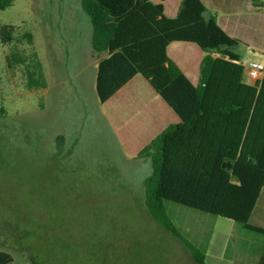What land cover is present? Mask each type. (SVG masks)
<instances>
[{"label": "rangeland", "instance_id": "374dc122", "mask_svg": "<svg viewBox=\"0 0 264 264\" xmlns=\"http://www.w3.org/2000/svg\"><path fill=\"white\" fill-rule=\"evenodd\" d=\"M5 25L15 27V41L0 39V251L14 264H196L145 204L153 167L142 150L154 138L140 130L139 105L162 99L137 75L100 103L99 55L80 0H13L0 10ZM11 52L37 53L46 88H27L24 67L7 64ZM166 206L207 264H256L264 236L228 219ZM256 219H264V196ZM225 236L236 240V252L231 241L222 254Z\"/></svg>", "mask_w": 264, "mask_h": 264}, {"label": "trees", "instance_id": "16d2710c", "mask_svg": "<svg viewBox=\"0 0 264 264\" xmlns=\"http://www.w3.org/2000/svg\"><path fill=\"white\" fill-rule=\"evenodd\" d=\"M80 0L92 25V50L106 53L97 65L96 93L105 104L137 75L176 114L142 155L153 172L145 181V204L153 219L180 240L196 264L206 254L179 233L168 217L166 203L234 221L264 236L251 223L264 189V77L253 86L243 83L244 66L236 49L200 0H184L178 16L164 15L158 0ZM13 0H0V10ZM264 8V2L255 4ZM15 27L1 26L2 44L15 41ZM33 45L30 33L23 35ZM174 42L196 44L205 53L200 82L194 86L169 58ZM6 61L25 69L27 88L47 86L36 52H11ZM0 264H14L0 251ZM257 264H264V248Z\"/></svg>", "mask_w": 264, "mask_h": 264}, {"label": "crops", "instance_id": "0c3cea01", "mask_svg": "<svg viewBox=\"0 0 264 264\" xmlns=\"http://www.w3.org/2000/svg\"><path fill=\"white\" fill-rule=\"evenodd\" d=\"M152 1L155 3H159L158 0ZM183 1L184 0H165L163 2L164 15L169 19H175L179 14L180 7ZM200 1L206 7L208 17H214L220 28L228 36L239 42L236 53L239 55L244 68L251 61H256L264 64V8H259L255 5L257 1L264 2V0ZM167 53L169 58L178 66V68L190 80V82L194 86H197L200 82L201 64L204 57L206 56V53L196 44L186 42L172 43L168 47ZM106 57V53L100 54L98 62ZM243 83L249 86H253L255 84L245 77V73L243 76ZM128 85H126L123 89H125ZM160 102L161 101H159V99H157L156 97L155 102L153 100L149 102L144 101L139 105V111L141 112L140 127H143L140 130L142 131V133H150L151 131L153 138L157 137L167 127L175 125L179 122L176 114L172 111L173 114H175L173 115L167 109L168 106L166 105V103L163 100V103ZM263 196L264 189L259 201ZM256 211L257 206L254 211L251 223L255 226L264 228V224L260 223L264 222V219L257 220ZM225 237L227 242L222 247V254L223 252L227 254L228 250H230L227 243H230L231 241L232 242L230 244V247H232L236 252L238 249L236 240L230 241L227 236ZM262 250L261 252L259 251L255 254L256 264L258 263ZM248 252H250V250H248ZM236 254L237 253H235V257L237 258ZM251 256L253 255L251 254ZM207 258L208 256L206 255V261Z\"/></svg>", "mask_w": 264, "mask_h": 264}, {"label": "built area", "instance_id": "2783aa9c", "mask_svg": "<svg viewBox=\"0 0 264 264\" xmlns=\"http://www.w3.org/2000/svg\"><path fill=\"white\" fill-rule=\"evenodd\" d=\"M245 77L256 83L264 77V64L256 61H251L245 66Z\"/></svg>", "mask_w": 264, "mask_h": 264}]
</instances>
